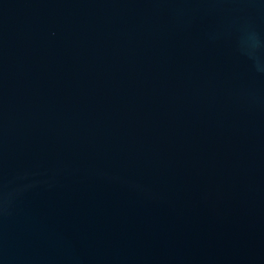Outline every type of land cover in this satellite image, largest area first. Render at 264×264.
Wrapping results in <instances>:
<instances>
[{"label": "water", "instance_id": "water-1", "mask_svg": "<svg viewBox=\"0 0 264 264\" xmlns=\"http://www.w3.org/2000/svg\"><path fill=\"white\" fill-rule=\"evenodd\" d=\"M0 264H264V0H0Z\"/></svg>", "mask_w": 264, "mask_h": 264}]
</instances>
